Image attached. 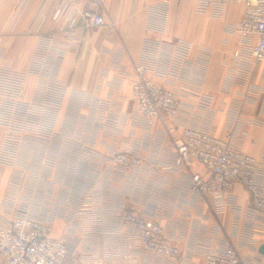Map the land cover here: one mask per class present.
Listing matches in <instances>:
<instances>
[{
    "label": "crops",
    "instance_id": "crops-1",
    "mask_svg": "<svg viewBox=\"0 0 264 264\" xmlns=\"http://www.w3.org/2000/svg\"><path fill=\"white\" fill-rule=\"evenodd\" d=\"M78 1L82 5L86 0ZM98 1L105 24L78 26L68 39L51 18L56 0H25L18 10L14 0H0V70L25 74L21 99L34 97L36 62L45 50L43 70H51L66 87L51 132L25 135L33 154L28 164L20 159L15 168L0 166V217L4 200L27 198L30 215L49 218V235H66L70 251L86 264H202V249L227 241L240 257L264 264L258 250L264 243V223L250 206L246 189L233 183L221 196L191 193L190 174L207 177L206 168L198 161L188 169L176 168L174 141L180 129L169 133L171 121L165 115L144 121L131 98L134 68L145 54V42L184 39L193 63L201 49L209 51L206 65L200 64L198 77L193 76L197 84L192 86L197 87L183 99L191 106L184 120L222 138L232 128L243 152L263 156L264 62L240 69L235 64L240 38L225 28L241 18L243 7L231 3L219 18L211 8L200 11L197 0H165V22L152 29L150 8L156 0ZM50 37L59 43L48 48ZM200 96L209 99V110L197 108ZM118 152L138 157L139 165L119 169L111 160ZM21 167L30 169L28 196L22 195L12 170ZM118 208L157 221L180 250L179 260H153L135 251L118 223Z\"/></svg>",
    "mask_w": 264,
    "mask_h": 264
},
{
    "label": "built area",
    "instance_id": "built-area-1",
    "mask_svg": "<svg viewBox=\"0 0 264 264\" xmlns=\"http://www.w3.org/2000/svg\"><path fill=\"white\" fill-rule=\"evenodd\" d=\"M14 1L18 10L25 0ZM231 3L243 7L241 18L225 26L228 32L236 33L240 38V52L235 64L244 69L250 62H264V0H197L200 11L211 8L219 18ZM98 7V0H86L82 5L78 0H56L51 18L61 24V30L71 39L78 26L91 29L105 24ZM165 18L166 1L156 0L150 8L149 28L160 29ZM254 35H257L256 41ZM46 43L51 48L59 41L50 37ZM189 50L190 43L180 38L169 42H145V54L135 65L132 81L131 98L135 111L148 123L161 115L167 116L171 121L167 128L169 133L180 129L179 137L174 141L175 167L188 169L192 162L198 161L208 172L207 177L190 174L188 189L191 193L198 197L221 196L233 183H240L249 194V204L259 215L258 220L264 223V155L257 158L243 152L239 133L232 128L228 137L222 138L184 120L191 106L183 99L191 87H197L192 86L197 84L193 76L198 77L196 71L199 72V66L206 65L209 54L206 49H201L193 63L188 58ZM45 56L46 50L36 62L39 78L34 97L29 101L21 99L25 74L11 69L0 70V126H6L0 131V166L15 168L18 165L21 140L27 131L38 137L51 132L66 87L55 79L51 70H43ZM153 77L163 78L166 83H159ZM196 106L201 111L209 110V99L198 97ZM17 120L20 121L18 129L13 128ZM15 135L20 139L13 141L11 138L15 139ZM111 160L121 170L139 165V158L127 152H118ZM118 209V223L126 229L135 251L153 260H179L180 250L171 243L157 221L130 209ZM50 231L51 220L47 217L40 219L19 214L10 219L0 218L2 264H86L70 251L66 235L52 237ZM202 255V264H256L252 259L240 257L230 241L202 249Z\"/></svg>",
    "mask_w": 264,
    "mask_h": 264
},
{
    "label": "rangeland",
    "instance_id": "rangeland-1",
    "mask_svg": "<svg viewBox=\"0 0 264 264\" xmlns=\"http://www.w3.org/2000/svg\"><path fill=\"white\" fill-rule=\"evenodd\" d=\"M96 107H97V105H96ZM102 108H107V107L105 105H103ZM17 121L18 122L15 123V127L13 126V128L18 129V127L20 126V124H19L20 121L19 120H17ZM5 127L0 126V131H2L1 128H5ZM27 133H29V132L27 131L25 134H27ZM17 138H18V140L20 139L19 136L15 135V139H14V137H12L11 139L13 141H15V140H17ZM21 145H22V149L18 153V155H19L18 159L19 160L21 159L23 161V164H28L27 162L30 160L32 153L28 151L29 142L25 139V137L21 140ZM12 170L17 171V174L15 175L16 176L15 180L17 183L19 182L22 186L21 187V189L23 190L22 195L28 196L29 191H30V186H31V176L29 174V172H30L29 167H21V168H16V169H12ZM11 187H13V186L11 185ZM12 194H13L12 190L9 191V195H12ZM16 198H17L16 201L12 197L10 199L4 200L5 208L3 210V217H0V218L5 217L6 219H10V218H13L19 214L30 215V211H32V208H31L30 202L29 201L27 202V198H25V197L20 198L19 195H17Z\"/></svg>",
    "mask_w": 264,
    "mask_h": 264
},
{
    "label": "water",
    "instance_id": "water-1",
    "mask_svg": "<svg viewBox=\"0 0 264 264\" xmlns=\"http://www.w3.org/2000/svg\"><path fill=\"white\" fill-rule=\"evenodd\" d=\"M258 250L264 256V243L260 244Z\"/></svg>",
    "mask_w": 264,
    "mask_h": 264
}]
</instances>
